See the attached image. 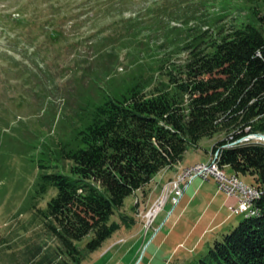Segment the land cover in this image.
Segmentation results:
<instances>
[{
    "label": "rangeland",
    "instance_id": "1",
    "mask_svg": "<svg viewBox=\"0 0 264 264\" xmlns=\"http://www.w3.org/2000/svg\"><path fill=\"white\" fill-rule=\"evenodd\" d=\"M254 11L264 14V6L247 0H0V264H198L231 233L244 216L224 206L230 197L214 178H196L176 206L168 200L149 230L145 218L183 169L209 162L222 135L188 147L182 162L129 197L110 220L120 229L94 252L87 248L93 234L76 242L77 258L45 224L43 212L57 190L37 192L42 171L36 161L43 142L56 149L71 137L83 100H99V85L123 83L138 59L154 65L151 52H134L140 40L159 46L173 27L206 31L209 21L230 29ZM138 16L147 21L144 28ZM56 164L51 172H69L70 162Z\"/></svg>",
    "mask_w": 264,
    "mask_h": 264
},
{
    "label": "trees",
    "instance_id": "2",
    "mask_svg": "<svg viewBox=\"0 0 264 264\" xmlns=\"http://www.w3.org/2000/svg\"><path fill=\"white\" fill-rule=\"evenodd\" d=\"M143 19L135 18L138 28ZM210 22L206 31L173 27L159 46L140 40L134 52H151L154 65L138 59L123 83L99 85V100H83L71 137L56 149L41 144L37 192L57 190L45 224L72 258L88 235L93 252L110 239L120 229L110 224L116 211L182 162L188 147L222 135L211 150L219 151V165L253 179L262 194L257 214L244 216L198 264H264V143H236L264 134V14L254 11L230 29ZM60 161L71 163L69 172H51Z\"/></svg>",
    "mask_w": 264,
    "mask_h": 264
},
{
    "label": "built area",
    "instance_id": "3",
    "mask_svg": "<svg viewBox=\"0 0 264 264\" xmlns=\"http://www.w3.org/2000/svg\"><path fill=\"white\" fill-rule=\"evenodd\" d=\"M219 158L218 151L211 156L207 164H197L183 169L180 184L177 187H168L166 194L156 203L155 209H150L145 215L147 230L164 209L165 203L171 200L174 206L178 205L185 190L198 177L204 180L214 178L220 191L226 193L228 197L236 199L237 204L229 206L234 215H240V211L248 209L253 197L262 194V190L245 183L237 174H227L226 168L219 165Z\"/></svg>",
    "mask_w": 264,
    "mask_h": 264
},
{
    "label": "bare ground",
    "instance_id": "4",
    "mask_svg": "<svg viewBox=\"0 0 264 264\" xmlns=\"http://www.w3.org/2000/svg\"><path fill=\"white\" fill-rule=\"evenodd\" d=\"M188 168H190V167H188ZM185 169H187V168H185ZM181 178H182V171L173 179V181H171L169 183L168 187H177L181 182ZM260 196H261V194L254 196L252 199V202H250L248 209H243L242 211H240V215L243 214L245 217L255 216L257 214V211L254 209V207H255L254 202L257 199H259ZM155 206L151 209H155ZM151 216L153 217V215H151Z\"/></svg>",
    "mask_w": 264,
    "mask_h": 264
},
{
    "label": "water",
    "instance_id": "5",
    "mask_svg": "<svg viewBox=\"0 0 264 264\" xmlns=\"http://www.w3.org/2000/svg\"><path fill=\"white\" fill-rule=\"evenodd\" d=\"M248 140H259V141H262L264 143V134L250 135L248 137H245V138L239 140L236 143H242V142H245V141H248Z\"/></svg>",
    "mask_w": 264,
    "mask_h": 264
},
{
    "label": "crops",
    "instance_id": "6",
    "mask_svg": "<svg viewBox=\"0 0 264 264\" xmlns=\"http://www.w3.org/2000/svg\"><path fill=\"white\" fill-rule=\"evenodd\" d=\"M237 204V202H236V199L235 198H228V199H226L225 200V202H224V206H231V205H236Z\"/></svg>",
    "mask_w": 264,
    "mask_h": 264
}]
</instances>
